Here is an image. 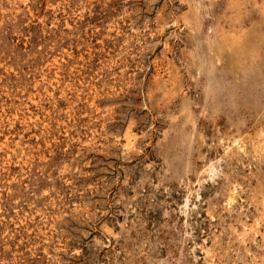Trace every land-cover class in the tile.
Listing matches in <instances>:
<instances>
[{
  "label": "rangeland",
  "instance_id": "rangeland-1",
  "mask_svg": "<svg viewBox=\"0 0 264 264\" xmlns=\"http://www.w3.org/2000/svg\"><path fill=\"white\" fill-rule=\"evenodd\" d=\"M0 264H264V0H0Z\"/></svg>",
  "mask_w": 264,
  "mask_h": 264
}]
</instances>
